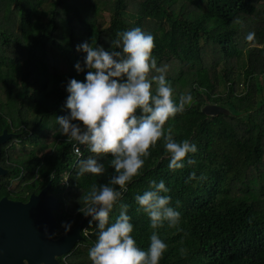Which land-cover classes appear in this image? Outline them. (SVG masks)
Here are the masks:
<instances>
[{
	"label": "trees",
	"instance_id": "16d2710c",
	"mask_svg": "<svg viewBox=\"0 0 264 264\" xmlns=\"http://www.w3.org/2000/svg\"><path fill=\"white\" fill-rule=\"evenodd\" d=\"M101 12L109 17L106 27ZM133 27L155 37L153 55L158 66L167 65L173 98L193 97L165 123V135L198 148L190 154L195 162L186 158L175 171L167 167L162 138L150 148L122 200L137 245L147 249L156 231L167 244L159 264H264V0H0V133L17 132L20 143L33 147L14 158L15 138L1 146L0 165L8 170L0 178L2 194L21 176L17 198L51 182L50 191H59L55 232H64L62 221L74 228L84 217L78 211L84 196L113 171L106 164L103 175L77 176L78 158L59 134L56 116L69 111L63 107L68 80L84 79L74 65L83 66L86 54L76 46L88 41L109 48L117 32ZM249 32L252 41L245 40ZM207 104L229 114L207 115ZM90 155L84 151L79 159ZM192 172L196 178L187 180ZM161 179L172 206L179 201L181 218L153 229L135 196ZM118 213L114 207L110 221ZM96 231L88 220L70 264H91Z\"/></svg>",
	"mask_w": 264,
	"mask_h": 264
},
{
	"label": "clouds",
	"instance_id": "9594fccd",
	"mask_svg": "<svg viewBox=\"0 0 264 264\" xmlns=\"http://www.w3.org/2000/svg\"><path fill=\"white\" fill-rule=\"evenodd\" d=\"M116 36L109 48L99 44L94 47L88 41L76 46L77 51L86 54L83 66L80 62L74 65L77 72H84V79L68 80L63 107L69 111L56 116L57 130L67 140L76 142L73 150L78 158L77 176L103 175L107 168L113 171L107 183L91 187L84 196L85 206L78 209L90 217V225L95 222L97 230L95 242L88 249L91 264H159L167 244L153 231L147 249L137 245L129 206L122 202L123 194L133 177L141 174L150 148L161 138L169 154V170L183 168L186 158L188 164L195 162L190 154L198 151L196 143L177 142L163 131L170 118L191 105L193 97L190 92H182L178 100L173 98L167 65L158 66L153 55L155 37L151 32L133 27L117 32ZM254 36L249 32L245 40L252 41ZM77 144L95 155L79 159L82 153ZM108 156L111 158L106 163L101 162V157ZM194 178L196 173L192 172L187 180ZM169 192L163 179L150 180L149 188L135 196L153 229L165 222L172 227L180 221L179 201L172 206ZM117 206L119 213L110 221V213ZM61 227L68 233L72 222L62 221ZM44 231L49 239L56 235L47 227Z\"/></svg>",
	"mask_w": 264,
	"mask_h": 264
},
{
	"label": "water",
	"instance_id": "95a60500",
	"mask_svg": "<svg viewBox=\"0 0 264 264\" xmlns=\"http://www.w3.org/2000/svg\"><path fill=\"white\" fill-rule=\"evenodd\" d=\"M203 112L211 116L229 114L216 104H207ZM10 136L6 129L0 134V158L1 146ZM7 174L8 170L0 165V178ZM50 187L51 182L39 194H32L27 202L0 199V264H59L56 257L70 253L84 241L82 233L90 219L86 216L68 233L53 239L45 235V227L55 232L57 226L54 212L58 210V203L48 193Z\"/></svg>",
	"mask_w": 264,
	"mask_h": 264
},
{
	"label": "flooded vegetation",
	"instance_id": "af4514ba",
	"mask_svg": "<svg viewBox=\"0 0 264 264\" xmlns=\"http://www.w3.org/2000/svg\"><path fill=\"white\" fill-rule=\"evenodd\" d=\"M6 130H7V129H6ZM3 131H4V130H3ZM3 131H2L0 134H2ZM7 132H8V130H7ZM8 134H10L11 136L7 139L6 142L11 141L13 138L16 139L17 135H19L17 132H13V131H12V132H8ZM15 139H14V140H15ZM6 142H5V143H6ZM5 143H4V144H5ZM22 189H23V188H19V187H13V188H10V189H8V194H0V199H1L2 197H6L7 199L14 200V201L27 202V201L30 199V196H31L32 194H39L40 191H41L43 188L40 189L37 193H35V192H30L27 196H26V194H25L23 197H21V198H17L18 195L20 194V192L22 191ZM18 193H19V194H18ZM48 193L51 194V195H53V196L55 197L57 203H58V197H59V191H58V189H55V188H54L52 191H50V189H49V190H48ZM59 208H60V207H59V204H58V210H57V211H59ZM57 211H55V212H57ZM55 212H54V213H55ZM55 216H56V214H55ZM55 230H56V229H55ZM62 234H64V232H62V233H60V234L56 233V235H55L54 238H57V237H59V236L62 235ZM73 250H74V249H73ZM72 252H73V251H71L70 253H68V254H66V255L56 257L57 262H58L59 264H70L69 260H70V257H71Z\"/></svg>",
	"mask_w": 264,
	"mask_h": 264
},
{
	"label": "rangeland",
	"instance_id": "374dc122",
	"mask_svg": "<svg viewBox=\"0 0 264 264\" xmlns=\"http://www.w3.org/2000/svg\"><path fill=\"white\" fill-rule=\"evenodd\" d=\"M99 18L101 20H104V26L105 27L109 25V17H108L107 14L101 12ZM242 88H243V84H242V80H241V82L239 83V89H242ZM50 140H51V138H50ZM11 144L13 145L12 148L14 149V152H15L14 158H17L19 155L23 156V154L25 152H30L33 149V147L28 142L23 144V143H20L19 140H17V139L13 140ZM49 149H50V147H47L46 151H48ZM22 177L23 176H21L18 179L12 180L10 188L21 186L23 184L21 182L22 181ZM62 177H63V174H61L60 178H62ZM57 182H58V179H57ZM2 193H3V190L0 188V194H2Z\"/></svg>",
	"mask_w": 264,
	"mask_h": 264
},
{
	"label": "built area",
	"instance_id": "2783aa9c",
	"mask_svg": "<svg viewBox=\"0 0 264 264\" xmlns=\"http://www.w3.org/2000/svg\"><path fill=\"white\" fill-rule=\"evenodd\" d=\"M71 143H72V144H71V148H72V151H73V153H74L73 145L76 144V142H75V141H71ZM76 146L80 148V151H81L82 155H83V152H84V151H88V150H87L84 146H82V145H78V144H77ZM74 154H75V153H74ZM82 155H81V156H82ZM79 158H80V157H79ZM8 189H10V186H8Z\"/></svg>",
	"mask_w": 264,
	"mask_h": 264
}]
</instances>
